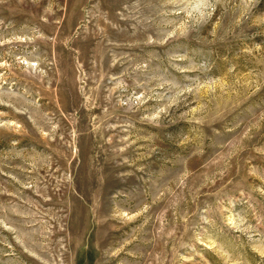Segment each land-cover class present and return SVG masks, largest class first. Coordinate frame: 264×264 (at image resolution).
I'll list each match as a JSON object with an SVG mask.
<instances>
[{
    "label": "rangeland",
    "instance_id": "374dc122",
    "mask_svg": "<svg viewBox=\"0 0 264 264\" xmlns=\"http://www.w3.org/2000/svg\"><path fill=\"white\" fill-rule=\"evenodd\" d=\"M0 264H264V0H0Z\"/></svg>",
    "mask_w": 264,
    "mask_h": 264
}]
</instances>
